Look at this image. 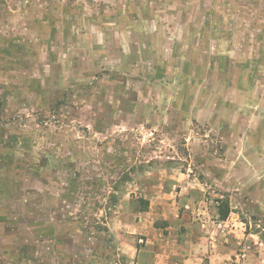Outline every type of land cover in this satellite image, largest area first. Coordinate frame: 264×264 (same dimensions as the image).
Wrapping results in <instances>:
<instances>
[{"label": "rangeland", "instance_id": "rangeland-1", "mask_svg": "<svg viewBox=\"0 0 264 264\" xmlns=\"http://www.w3.org/2000/svg\"><path fill=\"white\" fill-rule=\"evenodd\" d=\"M168 166L264 254V0H0V264H134Z\"/></svg>", "mask_w": 264, "mask_h": 264}, {"label": "crops", "instance_id": "crops-1", "mask_svg": "<svg viewBox=\"0 0 264 264\" xmlns=\"http://www.w3.org/2000/svg\"><path fill=\"white\" fill-rule=\"evenodd\" d=\"M167 168L170 175L160 177L156 189L144 196L147 207L129 228L134 234L122 233L127 226L114 228L115 235L125 239L123 245L134 247V264H264L253 234L243 231L238 238L241 230L230 226L228 217L218 218L219 225L206 221L197 179Z\"/></svg>", "mask_w": 264, "mask_h": 264}, {"label": "trees", "instance_id": "trees-1", "mask_svg": "<svg viewBox=\"0 0 264 264\" xmlns=\"http://www.w3.org/2000/svg\"><path fill=\"white\" fill-rule=\"evenodd\" d=\"M229 212H230V211L227 210L226 212L222 213V214L220 215V218L225 219L226 217H228Z\"/></svg>", "mask_w": 264, "mask_h": 264}]
</instances>
